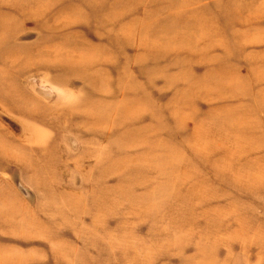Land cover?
Here are the masks:
<instances>
[{"label": "rangeland", "instance_id": "1", "mask_svg": "<svg viewBox=\"0 0 264 264\" xmlns=\"http://www.w3.org/2000/svg\"><path fill=\"white\" fill-rule=\"evenodd\" d=\"M0 264H264V0H0Z\"/></svg>", "mask_w": 264, "mask_h": 264}, {"label": "bare ground", "instance_id": "2", "mask_svg": "<svg viewBox=\"0 0 264 264\" xmlns=\"http://www.w3.org/2000/svg\"><path fill=\"white\" fill-rule=\"evenodd\" d=\"M72 58H74L75 59V56H72ZM77 58V57H76ZM88 58V57H87ZM93 58H95V57H93ZM79 59V58H78ZM70 60H72V59H70ZM77 60V59H76ZM85 60V59H84ZM89 60V63H90V61H91V57H90V59H88ZM93 60V59H92ZM79 61V60H78ZM81 61H82V57H81ZM95 60H93V62H94ZM87 63V62H86ZM88 63V65H94V64H92V63H90L89 64ZM83 65H85V63L83 64ZM87 65V64H86ZM72 66H74V65H72ZM76 66V65H75ZM95 66V65H94ZM87 67V66H86ZM84 68V67H83ZM87 68H90V67H87ZM81 69V68H80ZM91 69V68H90ZM92 69H93V66H92ZM85 120L86 121H91V120H101V118H102V116H98L97 114H95V113H92V112H90V113H88V114H86L85 115Z\"/></svg>", "mask_w": 264, "mask_h": 264}]
</instances>
